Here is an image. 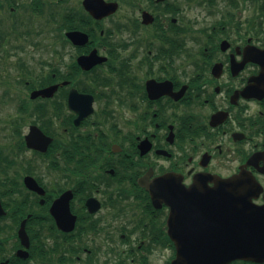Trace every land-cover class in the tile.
<instances>
[{
	"label": "flooded vegetation",
	"instance_id": "1",
	"mask_svg": "<svg viewBox=\"0 0 264 264\" xmlns=\"http://www.w3.org/2000/svg\"><path fill=\"white\" fill-rule=\"evenodd\" d=\"M0 8V264L158 262L169 209L146 186L164 175L253 178L264 230V0Z\"/></svg>",
	"mask_w": 264,
	"mask_h": 264
},
{
	"label": "water",
	"instance_id": "2",
	"mask_svg": "<svg viewBox=\"0 0 264 264\" xmlns=\"http://www.w3.org/2000/svg\"><path fill=\"white\" fill-rule=\"evenodd\" d=\"M48 92L39 90L34 96L45 97ZM36 132L45 138L39 130ZM35 139L39 143L38 136ZM146 187L155 206L164 204L169 209L167 235L175 248L170 264L264 259V230L257 225L252 202L259 187L253 178L198 179L186 187L180 178L164 175Z\"/></svg>",
	"mask_w": 264,
	"mask_h": 264
},
{
	"label": "rangeland",
	"instance_id": "3",
	"mask_svg": "<svg viewBox=\"0 0 264 264\" xmlns=\"http://www.w3.org/2000/svg\"><path fill=\"white\" fill-rule=\"evenodd\" d=\"M223 0H217V2H220ZM236 13H238V10H236ZM249 13L245 12V15ZM8 14H6L5 11L0 12V22L3 21L7 17ZM8 19V18H7ZM9 23L10 20H7ZM33 56L40 60V59H46L47 55L43 54L42 52H33ZM12 90V89H11ZM14 91H11V95H13ZM1 96V91H0ZM16 114H15V106L13 102L4 101L2 102V99L0 97V145H6L9 143L14 142V135H13V121L15 120ZM1 148V147H0ZM172 256V250L169 248H165L163 252V257L158 260V262H153L151 264H168L169 259Z\"/></svg>",
	"mask_w": 264,
	"mask_h": 264
},
{
	"label": "trees",
	"instance_id": "4",
	"mask_svg": "<svg viewBox=\"0 0 264 264\" xmlns=\"http://www.w3.org/2000/svg\"><path fill=\"white\" fill-rule=\"evenodd\" d=\"M167 241H168V239H167Z\"/></svg>",
	"mask_w": 264,
	"mask_h": 264
}]
</instances>
